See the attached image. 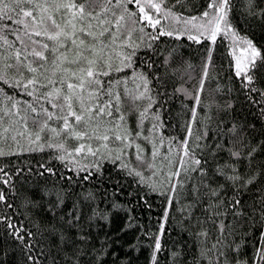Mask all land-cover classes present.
I'll list each match as a JSON object with an SVG mask.
<instances>
[{
	"label": "trees",
	"instance_id": "obj_1",
	"mask_svg": "<svg viewBox=\"0 0 264 264\" xmlns=\"http://www.w3.org/2000/svg\"><path fill=\"white\" fill-rule=\"evenodd\" d=\"M154 2L161 3V12L147 6L145 11L160 19L156 27L142 19L134 2L123 7L136 16L125 14L119 28L123 7L116 0V15L102 17L117 37L112 70L101 77L105 91L111 82V94L101 93L100 102L111 100L112 115L99 118L96 132L106 133L108 141L92 135L96 118L78 127L89 132L82 139L46 129L38 141L31 120L36 114L29 110L27 129L19 117L4 118L0 217L34 235L19 240L8 220H0V264H153L155 234L161 231L155 264H264V70L249 66L251 84L245 71L236 75L251 58L245 41L264 56V0H229L214 41L199 27L206 24L203 12L215 14L213 0ZM165 11L171 13L167 18ZM191 17L197 20L186 25ZM168 31L173 35L162 34ZM122 56L128 57L124 63ZM14 78L19 79L10 73L7 83L0 81V102L10 104L6 96L20 101V115L24 101L55 111L13 87ZM10 119L16 123L4 133ZM49 126L62 127L55 119ZM117 134L124 139H114Z\"/></svg>",
	"mask_w": 264,
	"mask_h": 264
},
{
	"label": "snow or ice",
	"instance_id": "obj_2",
	"mask_svg": "<svg viewBox=\"0 0 264 264\" xmlns=\"http://www.w3.org/2000/svg\"><path fill=\"white\" fill-rule=\"evenodd\" d=\"M133 2L139 6L144 21L152 27L160 24L159 18L153 19V15L145 11V6H147L149 9H155L157 13L161 12V3H156L154 0H146L145 4H142L141 0H116V6L123 7L125 3ZM249 3L251 4L252 0H249ZM111 5L112 0H79V2L78 0H0V81L7 83L9 74L15 73L19 79L14 78L13 87H23L28 96L49 104L51 109L55 110L50 111L44 103H40L38 110L32 103L24 101L25 114L20 115L21 102L12 101L11 96H6L10 104L0 102V127L3 126L4 118L7 116L19 117L22 127L27 129L30 110L31 113L36 114L31 117V120L33 126L39 128V131L35 133L37 141L40 140V132L46 129L57 136L61 135L62 131H67L77 139L87 137L88 131H77V129L81 125L87 128L94 122V118L96 120L92 135L96 136V132L100 129L99 118L112 115V112L108 110L111 100L108 103L100 102L101 93L111 94V82H109V90L105 91L104 82L101 80V77L108 76L112 70L111 46L115 45L117 39L112 30L105 27L109 21L102 18L109 12L113 16L116 15ZM209 8L215 9V14L210 16L208 11L203 12L202 18H207L206 24L202 23L199 27L209 33V38L214 41L221 31V23L226 22L230 3L229 0H213ZM125 14L129 17L136 16L135 12H129L126 7H123V11L116 19L117 28L120 27L122 21H125ZM170 15V12H164L165 18ZM173 19L179 20L180 17H173ZM93 20L98 22L96 26L92 24ZM196 20L197 17H191L184 23L193 24ZM132 23L135 24L137 21L133 20ZM10 25L16 27L13 28ZM97 27L99 31L96 30ZM21 32L23 35L20 34ZM162 34L173 35L171 31ZM9 35L14 36V39L9 40ZM188 38L197 39L191 35ZM152 39H158V36ZM245 43L251 50V58L246 68L238 70L236 75L239 76L241 71H245L246 79L251 84L253 75H248L247 70L249 66L251 70H264V56H261L260 51L253 46L251 41H245ZM257 58L260 60L259 66L256 63ZM127 59L128 57L122 56L121 63ZM237 67L239 69V64ZM115 70L120 71L121 69L117 67ZM205 75H207L206 72ZM202 90L203 84L198 91ZM251 91H256V89L253 88ZM261 94L264 95V92ZM116 99L119 100V97L117 96ZM195 99L199 104V96ZM54 119L62 125L59 131L49 126V121ZM15 123L16 120L10 119L8 127L3 128V132L13 130ZM17 134L25 135L23 131ZM188 134L191 135V129ZM29 135L32 134L29 133ZM96 138L102 141L109 140L106 133ZM114 139L123 140L124 137L117 134ZM84 147L82 144L76 151H82ZM104 147H107V144ZM185 148H187L186 144ZM88 151L92 155L96 154L90 147ZM0 155L4 153L0 152ZM184 155H188L187 150ZM194 163L199 165L200 161L195 160ZM135 175L139 176L140 173H135ZM173 175L178 176L179 173H173ZM230 179H238V177H230ZM254 179V176L250 177L246 183L250 184ZM7 182V180L4 181L5 184ZM4 200L5 197L0 192V201ZM236 203L239 204V201L237 200ZM8 207H11V204ZM261 215L264 216V211ZM0 220H8V228L15 229L12 234L19 240H24L25 236L34 235L31 231L17 228L10 222V218L0 217ZM21 232L23 234H20ZM155 235L153 264H155V253L161 250L160 237L163 232ZM200 235H206V233ZM27 247L31 249V243H28ZM260 255L264 259V250H260ZM28 259L31 261L33 257L29 256Z\"/></svg>",
	"mask_w": 264,
	"mask_h": 264
}]
</instances>
